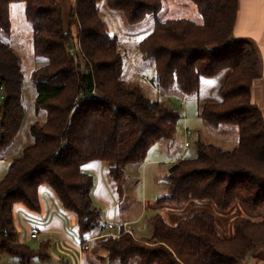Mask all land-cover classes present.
I'll list each match as a JSON object with an SVG mask.
<instances>
[{
	"label": "trees",
	"instance_id": "16d2710c",
	"mask_svg": "<svg viewBox=\"0 0 264 264\" xmlns=\"http://www.w3.org/2000/svg\"><path fill=\"white\" fill-rule=\"evenodd\" d=\"M191 1L200 21L159 19L163 0H76L66 26L58 0H0V85L5 93L0 157L20 132L25 115L21 57L2 39L12 30L13 3L24 4L33 28V53L38 61L45 60L32 69L29 80L36 89V114L46 112L29 127L33 142L0 178V256L16 255L19 264H30L34 256H45L50 246L43 241L34 250L18 240L16 203L38 211L45 185L61 207L75 215L83 235L102 218L92 198L94 176L83 164L105 161L111 176L120 181L126 165L142 162L152 145L176 135L180 114L166 100L149 97L141 84L123 78L119 38L108 32L101 3L120 11L129 24L154 17L152 30L138 47L144 59L154 60L151 81L163 94L195 95L202 77L228 70L220 100L204 103L200 116L211 126L236 127L237 143L226 149L199 139L195 156L180 157L170 165L167 192L158 205L211 201L227 211L240 203L264 214V118L252 101V87L261 75L257 46L234 35L239 0ZM74 23L79 24L75 35ZM149 220L151 235L141 241L122 231L119 237H102L110 263L136 259L138 264H247L249 255L264 252V216H236L229 236L206 210L175 223L160 213ZM255 264H264V258Z\"/></svg>",
	"mask_w": 264,
	"mask_h": 264
},
{
	"label": "rangeland",
	"instance_id": "374dc122",
	"mask_svg": "<svg viewBox=\"0 0 264 264\" xmlns=\"http://www.w3.org/2000/svg\"><path fill=\"white\" fill-rule=\"evenodd\" d=\"M60 5L62 6L64 13V21L66 26H69V13L74 6L76 0H58ZM100 13L102 18L106 23V28L108 32L112 35H117L119 38V51L122 54L124 66H123V78L127 81L137 82L141 84L146 93L152 99L166 100L169 105L175 109L179 114L180 118L177 122V138L175 148L172 152L165 154L164 150H158V144L155 143L148 150L144 162L150 157L151 154L157 158L165 157V160H170L175 162L180 157H192L197 154V146L196 141L198 139L216 143L226 149H229L234 145L238 139L237 128L230 126L234 129V140L233 142H219L220 134L219 132H215L213 127L208 124L205 120L199 116V112L201 106L210 99L218 100L219 95V86L223 82V78L225 76L224 72H227V69L222 70L221 73L217 76L211 77H202L204 81L200 83V90L197 94L189 96V97H178L175 94L164 95L158 89H156L152 84V77L155 74V65L154 60L144 59L142 53L139 50L138 43L141 39H143L153 28L154 25V17L147 16L146 19L138 24H129L127 20L124 18L123 14L120 11L112 10L108 8L104 3L100 4ZM11 22H12V30L9 34L2 35V39L6 42H9L14 51L21 57V66L22 71L25 76V80L22 86V95H23V104L25 106V115L24 120L21 126V130L12 143L4 149L0 157V178L5 174L6 169L9 166V163L12 158L21 154L23 148L33 142V136L30 133V125L33 120L39 117L41 120L44 119L46 114L45 111H41L38 114H35V96L36 89L34 84L29 80V75L32 69L39 67L43 64L45 60H39L35 57L33 53V45H32V33L33 28L32 25L27 21L24 13V4L22 2L13 3L10 9ZM159 19H167L171 17H188L194 19L196 21L201 20V15L196 10L195 5L191 0H163L162 9L158 13ZM79 28L78 23H74L72 25V30L74 35L77 33ZM254 45L255 41L251 38H247ZM146 75L150 79L146 80L143 76ZM210 89V90H209ZM211 102H215L214 100ZM231 137H229L230 139ZM188 140L191 143L189 148L184 146V141ZM184 149V150H183ZM175 151V152H174ZM161 162L157 163L156 170L152 168H133L132 165L127 168V172L124 171L121 180L118 182L119 189H113L112 196L114 199L115 208L119 209L122 215H133L131 217H138L140 215L142 209L144 208L143 213L141 214L140 221L131 224V228L135 229L134 238L136 240L141 241L145 236L151 235L152 225L150 223V218L152 211L154 210L155 201L164 195L167 192V188L163 187V182L166 181L165 173H168V162L165 164L162 162L164 160H160ZM171 163V164H172ZM136 166V165H134ZM187 207L176 214V217L185 218L191 216L195 211L206 210L212 212L219 223V229L221 233L225 236H229L231 234V224L233 219L238 216H246L248 218L254 220L263 219V211L253 212L247 209L244 205L237 203L230 210L221 211L218 210L215 205L211 201H189L186 202ZM56 205V202L54 201ZM182 205L184 203H181ZM179 204L180 206H182ZM15 206H22L25 210L29 212L36 213L37 211L29 210L26 206L21 203H16ZM191 207V208H188ZM162 208V207H161ZM160 208V209H161ZM58 209V208H57ZM153 209V210H152ZM57 213L64 216V211L68 212L65 217L66 220V228L69 235H71L76 240L82 242L88 236V232L80 234V231L77 226V221L75 215L61 207ZM162 212L166 215H169L168 211L162 210ZM36 215H38L36 213ZM169 220L171 219L169 216H166ZM24 217L22 213L19 214V211H16V225L19 227L25 226L23 224ZM41 216L32 217L30 223L32 225H37L39 231L41 233V225L44 224L45 219L41 218ZM106 219H104V215L101 218V223L97 227L96 230L100 231L102 229V223H105ZM21 223V224H20ZM116 228L114 229H106V232H114L117 231L118 227L121 225V222L115 221ZM30 225V224H29ZM40 225V226H39ZM107 234V233H106ZM143 236V237H141ZM50 254L52 255V262H61L64 264H73L71 260V255L73 256L72 247L64 241H59L55 236H50ZM30 243L28 245L31 248H35L36 245L40 246L42 243L41 237H31ZM98 241H92L90 245L92 246V251H94V246ZM103 247V246H102ZM69 251V252H67ZM54 253V254H53ZM107 258L109 262V253L107 252ZM58 255V258L56 257ZM62 255V257H59ZM9 256L6 254L2 257V264H6V258L13 260V262L19 261V257ZM260 258V259H259ZM264 258V252L257 251L253 255H249L246 263L247 264H255L258 261L260 262ZM99 259V258H98ZM38 260V258H36ZM101 264H107L105 258H101ZM263 262V261H262ZM261 262V263H262ZM92 264H100L99 261L92 262ZM120 264V263H118ZM129 264H138L136 259L130 260Z\"/></svg>",
	"mask_w": 264,
	"mask_h": 264
},
{
	"label": "crops",
	"instance_id": "0c3cea01",
	"mask_svg": "<svg viewBox=\"0 0 264 264\" xmlns=\"http://www.w3.org/2000/svg\"><path fill=\"white\" fill-rule=\"evenodd\" d=\"M234 35L236 38H251L253 41H255V44L257 46L258 54L261 60V63H260L261 75L255 81L252 87V101L260 108L263 118H264V0H239L238 1V14H237L236 24L234 27ZM220 73L221 72H219L215 76L219 75ZM224 73H225V76L223 78V82L219 86V90L227 77L228 70L227 72H224ZM202 81L204 80L201 79L200 83H202ZM4 94H5L4 90L0 89V110H1V105L4 101V98H2V95ZM169 94L171 95L173 93H164L165 96ZM213 100L217 102L220 100V98L218 100L210 99L208 101H205V103L211 102ZM199 110L201 111V109ZM199 116H200V112H199ZM37 118H35L33 121H35ZM0 119H1V112H0ZM212 127H213V130L215 132H219L218 134H220L221 136L220 139L218 140L219 142H224V141H227L230 143L233 142L234 139L232 137H234V129L231 128L229 125H219V126H212ZM229 137L231 138L229 139ZM177 141H178V138L176 135L172 139H162L157 142L158 150L159 149L164 150L165 154L167 155L168 153L172 152V150L175 148ZM234 145H232V147ZM190 146H191V143L189 142V145L185 146L184 144L183 148L186 149V147L189 148ZM160 160H164L162 161L164 164L168 162L169 166L167 169H169L172 163V161L170 160H173V159L165 160V157L157 158L153 156V154H151L150 157H148V159L145 162L143 160L142 162H139V163H130L126 165L124 167V171L128 173L127 168L130 167L129 165H132L133 168H139V169L152 168L156 170L157 168L156 165L157 163L161 162ZM82 168L84 171L89 172L94 176V186L92 189V198H93L94 203L101 208L102 216L104 215V219H106L105 223H102V226H101L102 229L98 231L94 228L88 231L87 238H85L84 241L82 242L76 240L71 235H69L68 232L66 231L67 228L65 227L66 226L65 217L68 215L67 214L68 212L64 211L65 217L57 213L58 211L56 210L58 209L60 210V203L58 202L53 192L47 186L44 185L40 188V204L41 205H40V209L36 212L38 215H36V213L34 212H29L28 210H25L24 208H22V206H14V224H15V229L17 233V238L22 243H26V244L30 243V240L32 239L30 236V229L31 227L37 226V225H32V223H30V220L32 219V217L41 216V218L45 219L44 224L41 225V229H40L41 233L39 236V237L42 236L43 238L42 242L43 241L50 242L51 235L55 236L59 241L67 242L74 251L73 256L71 255V260L73 264H92V262H96V261H99L101 264L100 257L105 258L106 259L105 261L107 262V264H118L119 262H114V263L108 262V258H107L108 251L104 247H102V245L100 244V240L102 239L104 235H106V233L119 234L121 231H123L125 224H129L131 227L132 223H136L140 221L141 216H142L141 214L143 213L144 208L142 209L138 217L136 216L131 217L133 215L129 216L127 214L122 215L119 209L115 208L114 199H113L111 192H113V189H116V187L119 189V184H118L119 181H116L111 176L110 170H109V164L107 162L94 159V160H90L84 163ZM166 174L167 173H165V176ZM163 187L164 188L168 187L167 180L163 182ZM157 200L155 201V203H153L155 206H154V210L152 209L153 211L151 213V216H154L155 214L160 213L164 216V218L167 221L171 223H175L179 221L180 217H176V214H178L180 211H182L183 209L187 207V203H184L183 205L181 204L182 206H180L179 204H172L169 202H165V203H162L161 205H158ZM54 201L56 202V205L54 204ZM188 208H191V207H188ZM163 209L168 211L169 215L164 214L162 212ZM16 211H19V214L22 213L24 217L27 218V219L23 218L22 220L25 226L18 227L16 225ZM166 216H169L171 219L169 220ZM115 221L121 222V225L118 227L117 231L106 232L105 227L108 223L113 224V226L111 228H108V230L116 228ZM132 230H133V234L135 235L136 234L135 229L132 228ZM145 237H148V236H145ZM92 241H98V243L95 244L94 246V251H92V246L90 245ZM40 248H41V244L40 246L36 245V247L33 249L38 250ZM6 254H3L0 256V264H2L1 262L2 257ZM45 254L46 255L43 257L34 256L31 259L30 264H64V262L63 263L61 262V258L59 259L60 262H56V263L52 262L53 257L50 254V246L49 248H47V251ZM11 255L12 254H9V256H6V257H11ZM12 256H16V255H12ZM56 257L58 258V255ZM59 257H62V255H60ZM36 258H38V260H36ZM6 264H19V261L13 262V260H11L10 258L9 260L8 258H6Z\"/></svg>",
	"mask_w": 264,
	"mask_h": 264
},
{
	"label": "built area",
	"instance_id": "2783aa9c",
	"mask_svg": "<svg viewBox=\"0 0 264 264\" xmlns=\"http://www.w3.org/2000/svg\"><path fill=\"white\" fill-rule=\"evenodd\" d=\"M143 78L146 79V80H149V79H150V78H149L148 76H146V75H144ZM0 89L4 90L3 85H0ZM2 98H5V94L2 95ZM184 144H185V146L189 145V141H185ZM112 226H113L112 223H108V224L106 225L105 229L111 228ZM122 232H124V233H125V232H128V233H131L132 235H134V234H133V230H132V228L130 227L129 224H125V226H124ZM107 234H109V233H107ZM107 234H106V235H107ZM113 235L119 237V236H120V233H119V234H113ZM30 236H31V237H35V238L40 236V231H39V228H38L37 226L31 227V229H30Z\"/></svg>",
	"mask_w": 264,
	"mask_h": 264
}]
</instances>
